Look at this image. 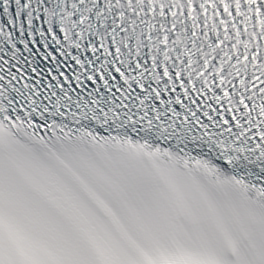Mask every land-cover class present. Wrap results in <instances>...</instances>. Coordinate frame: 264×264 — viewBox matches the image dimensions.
<instances>
[{
  "label": "snow or ice",
  "instance_id": "snow-or-ice-1",
  "mask_svg": "<svg viewBox=\"0 0 264 264\" xmlns=\"http://www.w3.org/2000/svg\"><path fill=\"white\" fill-rule=\"evenodd\" d=\"M0 264H264V0H0Z\"/></svg>",
  "mask_w": 264,
  "mask_h": 264
}]
</instances>
